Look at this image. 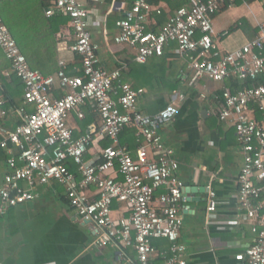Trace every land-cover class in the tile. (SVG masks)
Segmentation results:
<instances>
[{"label": "built area", "instance_id": "2783aa9c", "mask_svg": "<svg viewBox=\"0 0 264 264\" xmlns=\"http://www.w3.org/2000/svg\"><path fill=\"white\" fill-rule=\"evenodd\" d=\"M50 1L52 5L44 14L51 17L57 11L68 16L73 32L70 48L81 57L82 74H66L63 60L58 61L56 74L32 69L0 18V48L23 86L25 105L16 110L20 118L17 125L0 130V148L7 155L0 184V214L32 201L37 186L56 181L63 185L79 219L92 225L95 244L112 242L121 261L129 259L126 249L131 248L135 252L133 264H153L158 254L165 264H188L186 246L178 242L185 184L177 174L175 150L160 133L168 118L143 113L139 98L144 89L123 82L120 68H102L98 45L88 29V11L79 0ZM233 1L191 0L174 10L154 32L146 25L149 14L153 10L159 13V8L149 0H135L124 16L116 19L113 40L131 47L138 63L161 56L165 47L174 43L175 52L185 58L192 71V83L202 78L213 82L230 77L256 79L264 73V26L255 39L232 51L222 52L214 39L212 16ZM56 84L63 94L56 93ZM214 98L219 102L218 119L233 125L243 154L235 196L255 236L234 259L238 264H264V83L238 90L223 87ZM81 106L97 113L99 136L109 141L90 161L85 156L93 138L90 134L74 138L67 124L73 112L84 117ZM6 115L5 102L0 100V120ZM127 127L135 128L140 142L134 151L121 143V133ZM69 162L77 166L80 179L70 170ZM91 186L97 193L94 199L84 192ZM207 192L209 214L215 211L217 199L211 185ZM115 203L123 205L118 217L114 215ZM157 238L170 242L167 255L152 244Z\"/></svg>", "mask_w": 264, "mask_h": 264}, {"label": "crops", "instance_id": "0c3cea01", "mask_svg": "<svg viewBox=\"0 0 264 264\" xmlns=\"http://www.w3.org/2000/svg\"><path fill=\"white\" fill-rule=\"evenodd\" d=\"M79 1L88 11V29L92 40L98 45L99 64L108 71L120 68L122 74L124 69L129 68L130 62L135 61V51L114 42L117 28L113 19L124 16L125 10L130 8L128 1ZM152 5L160 12L165 10L168 17L174 12L169 13L165 2ZM154 13H157L156 10L148 16L151 25L156 24L152 18ZM234 25L237 27L230 30ZM260 26H264V0L227 2L212 16L214 39L222 52L232 51L255 39ZM56 37L63 40L58 43V49L59 60L66 63V74L71 67L73 74L68 75H81V57L70 48L73 32L69 18L66 28L56 32ZM168 46L164 57L168 61L181 60L175 52V44ZM11 74V68L3 69L0 77L10 81ZM177 77L181 78L180 85L172 91L161 89L157 81H154L155 89L150 90L148 86L138 88L145 91L139 98L142 112L168 118L162 124L160 133L175 150L179 162L178 176L185 186L192 188L191 192L183 193V225L178 242L186 246L184 258L188 264H238L234 259L235 254L250 244L255 236L235 196L243 154L233 125L218 119L219 102L214 98L223 87H232L225 83L226 80L213 82L202 78L192 83V71L186 61L172 79ZM123 82L132 85L130 81ZM0 84V100L5 102L7 109V115L0 120V130H8L20 122L16 110L24 105L23 86L20 84V91L12 102L9 94L4 92L6 90L1 80ZM54 88L57 94H63L58 84ZM26 108L33 109L31 106ZM84 108H87V117L82 110L83 118L73 112L67 124L72 133L78 135L76 137L90 134L93 138L94 144L85 156L90 161L99 156L100 149L107 146L109 141L99 136L100 118L97 113L88 106ZM84 118H87V123L81 127ZM6 157V151L0 148V184L6 172ZM69 168L80 179L73 162H69ZM208 185L214 188L217 199L215 211L209 214L206 210ZM35 191L36 196L32 201L10 207L0 214V264H133L135 252L131 248L126 249L129 259L121 261L119 249L112 242L95 244L96 233L92 225L82 222L70 207L63 185L53 181L37 186ZM84 192L91 199L97 197L94 186ZM113 208L115 217L123 212V205L119 203H115ZM157 256L154 255L153 261H158Z\"/></svg>", "mask_w": 264, "mask_h": 264}, {"label": "trees", "instance_id": "16d2710c", "mask_svg": "<svg viewBox=\"0 0 264 264\" xmlns=\"http://www.w3.org/2000/svg\"><path fill=\"white\" fill-rule=\"evenodd\" d=\"M131 7L135 0H127ZM191 0H149L151 4H159L165 2L169 8V13L181 6H187ZM50 0H0V18L4 25L10 31L15 39L21 52L25 55L29 66L32 69L39 70L41 73L56 74L59 69V49L58 43L63 41L61 38L56 37V32L66 28L68 17L55 11V13L48 17L44 14V9L51 6ZM122 18V17H121ZM150 18V17H149ZM152 18L155 19L156 24L151 25L149 22L146 25L147 30L158 32L160 27L167 21V12L161 10L160 13H154ZM116 26V19H113ZM237 25L231 26L232 30ZM117 28V27H116ZM169 49L167 45L164 52ZM0 48V73L3 69L11 68L9 60L2 54ZM78 55H76V58ZM80 57V56H79ZM181 60L168 61L164 55L154 56L148 59L145 63L130 62L129 68L124 69L121 74L122 81H130L133 87L138 88L148 86V88L155 89L154 81L159 83L161 89H168L172 91L179 87L181 78L176 76L177 70L186 61L185 58L180 57ZM68 74H73L71 67L67 69ZM11 80L7 81L2 76V81L5 93L9 94L11 101L14 102L18 92L21 88L19 78L12 72ZM226 84L231 86L233 90H238L245 87H251L259 83H264V73L260 74L256 79L239 80L235 77L225 79ZM20 82V83H19ZM19 89V90H18ZM22 102V100H21ZM87 106H81L82 110L87 117ZM255 114L259 117V111ZM87 118L83 119L80 123L81 127H85ZM74 138L76 136L73 134ZM121 142L128 144L130 149H135L140 142L135 137V128L127 127L121 133ZM107 145V144H105ZM163 240L162 243H158ZM161 242V241H160ZM152 244L158 251H165L166 255L169 252L170 242L165 238H157L152 241ZM157 262L154 260L153 264H165V259L162 255L156 257Z\"/></svg>", "mask_w": 264, "mask_h": 264}, {"label": "water", "instance_id": "95a60500", "mask_svg": "<svg viewBox=\"0 0 264 264\" xmlns=\"http://www.w3.org/2000/svg\"><path fill=\"white\" fill-rule=\"evenodd\" d=\"M192 188L189 187L188 185L185 186V188L183 189V193H189L191 192Z\"/></svg>", "mask_w": 264, "mask_h": 264}]
</instances>
